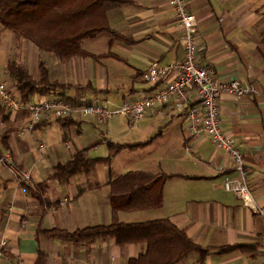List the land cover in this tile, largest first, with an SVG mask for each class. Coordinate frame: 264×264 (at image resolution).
I'll return each instance as SVG.
<instances>
[{
    "label": "crops",
    "instance_id": "0c3cea01",
    "mask_svg": "<svg viewBox=\"0 0 264 264\" xmlns=\"http://www.w3.org/2000/svg\"><path fill=\"white\" fill-rule=\"evenodd\" d=\"M184 1L196 16L200 63L212 66L221 81L238 79L244 87L253 88L243 97L223 93L220 119L225 134L243 152L249 188L264 210V0ZM108 21L123 38L110 43L111 35L102 32L84 39L82 47L91 55L68 62L55 54L47 58L52 52L0 26V82L21 98L8 71L9 63L16 61L33 79L39 80L44 69L49 80L58 84L33 91L30 101L61 98L79 106V98L86 96L88 100L106 99L116 107L161 86L143 78L151 64L184 59L171 0H129L109 11ZM101 34L108 35L103 51L85 46ZM145 118L139 127L144 135L137 142L150 140L148 143L123 149L110 162L61 181L53 176L56 164L69 161L81 149H88L91 158L107 157L108 141L126 143L111 137H118L120 131L113 124L104 125V131L98 118L79 112L56 120L44 117L31 128L26 110L13 112L0 100V158L8 151L12 162L5 165L0 161V239L7 241L0 264H13L15 258L35 264L40 251L46 254V264H128L144 246L122 248L110 238L75 244L47 237L39 230L74 231L112 223L115 215L109 184L116 176L134 170L169 175L162 203L155 208L119 211L117 220L169 218L210 249L202 261L193 254L180 264L264 262V216L223 188L220 168L234 173L229 155L206 136L190 139L187 110L178 108L174 100L157 104ZM188 142L193 145L191 152L186 150ZM152 214L156 215L141 219Z\"/></svg>",
    "mask_w": 264,
    "mask_h": 264
},
{
    "label": "trees",
    "instance_id": "16d2710c",
    "mask_svg": "<svg viewBox=\"0 0 264 264\" xmlns=\"http://www.w3.org/2000/svg\"><path fill=\"white\" fill-rule=\"evenodd\" d=\"M129 0H0V26L10 29L17 38L35 43L41 50L52 52L62 62L74 57L91 54L82 47V41L96 38L108 32L110 43L123 38L109 25L108 12L122 7ZM8 71L21 92L20 101H30L33 91L58 85L50 81L43 69L39 80L33 79L25 66L16 61L9 63ZM145 142L118 143L108 141L107 157L91 158L88 149L78 150L72 158L55 166L53 176L64 181L71 175L90 172L101 162H110L123 149H134ZM166 173L129 171L116 176L109 184V198L115 220L69 231L63 228L41 229L43 235L75 244H89L99 239H114L119 247L129 244L142 245L144 250L128 260V264H180L193 254L199 261L209 253L188 236L185 229L175 225L169 218L147 221L122 222L117 220L119 211L155 208L161 205ZM232 249L240 247H231ZM35 264H46V254L39 252Z\"/></svg>",
    "mask_w": 264,
    "mask_h": 264
},
{
    "label": "built area",
    "instance_id": "2783aa9c",
    "mask_svg": "<svg viewBox=\"0 0 264 264\" xmlns=\"http://www.w3.org/2000/svg\"><path fill=\"white\" fill-rule=\"evenodd\" d=\"M180 28L179 41L184 47V59L178 63L161 65L151 64L143 74V78L161 86L149 94L129 102L108 108L106 99L88 100L80 97L79 106L66 99H43L38 102L23 103L10 89L0 82V100L11 111L26 110L29 116V126L33 128L42 118L60 119L73 112L84 116H95L101 121H107L117 116L126 117L131 124H137L144 119L148 111L157 104H166L174 100L180 109L187 110L188 137L190 139L206 136L220 150L225 151L231 159V171L220 168L223 175V188L237 195L251 210L264 216L249 188L247 168L243 152L237 147L233 137L225 134L220 119V97L230 93L243 97L253 91L252 87H244L238 79L228 82L217 79L212 66L201 64L197 58V41L195 32L197 20L184 0H171ZM171 78V79H168ZM187 151L193 150L192 143H187ZM0 161L11 164L8 151H3ZM7 241L0 239V256H6ZM13 264H23L20 258H15ZM264 264V262L260 263Z\"/></svg>",
    "mask_w": 264,
    "mask_h": 264
},
{
    "label": "rangeland",
    "instance_id": "374dc122",
    "mask_svg": "<svg viewBox=\"0 0 264 264\" xmlns=\"http://www.w3.org/2000/svg\"><path fill=\"white\" fill-rule=\"evenodd\" d=\"M107 36H108L107 34H101L97 39L86 41L85 46L88 47L89 49L93 48V49H96V50L101 52V51H103V49L106 48V38H108ZM49 56H51L52 58L55 57L53 55V53H47V58ZM106 104H107L108 108H110V109L115 108L114 106L109 105V102H106ZM145 119L146 118L142 119L139 123L133 125L129 122V120L126 117L117 116V117H114V118L109 119L107 121L99 120L101 122L99 125L102 127V129L104 131H106L105 130L106 126L113 124L114 127L116 129H118V131H120V132L118 134V137L113 135V134H111V137L113 139L118 140L119 142H137L138 139H140V137H142V135H144L143 133L142 134L139 133V127L144 125V123L146 122ZM105 122H108V123L106 124ZM104 125H106V126H104ZM106 150H108V148H106ZM128 151L129 150H126V152H128ZM101 152H102V150L100 149L97 153H101ZM118 159H119V157H118ZM144 214H147V213H144ZM148 214H150V213H148ZM153 215H156V214L145 215V216H142L143 218H141V219H147V217H151ZM151 219H153V218H151Z\"/></svg>",
    "mask_w": 264,
    "mask_h": 264
}]
</instances>
